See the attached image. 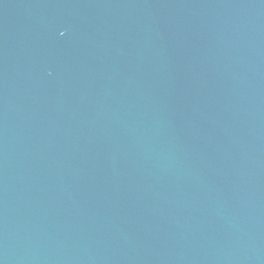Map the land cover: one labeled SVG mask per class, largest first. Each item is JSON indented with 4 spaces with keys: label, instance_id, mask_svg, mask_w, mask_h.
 I'll list each match as a JSON object with an SVG mask.
<instances>
[{
    "label": "water",
    "instance_id": "1",
    "mask_svg": "<svg viewBox=\"0 0 264 264\" xmlns=\"http://www.w3.org/2000/svg\"><path fill=\"white\" fill-rule=\"evenodd\" d=\"M0 264H264V0H0Z\"/></svg>",
    "mask_w": 264,
    "mask_h": 264
}]
</instances>
